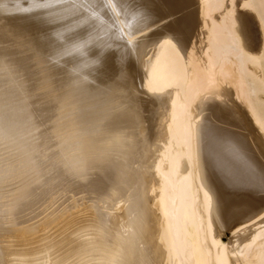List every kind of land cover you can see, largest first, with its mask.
<instances>
[{
    "label": "bare ground",
    "instance_id": "bare-ground-1",
    "mask_svg": "<svg viewBox=\"0 0 264 264\" xmlns=\"http://www.w3.org/2000/svg\"><path fill=\"white\" fill-rule=\"evenodd\" d=\"M0 264H264V0H0Z\"/></svg>",
    "mask_w": 264,
    "mask_h": 264
},
{
    "label": "rangeland",
    "instance_id": "rangeland-1",
    "mask_svg": "<svg viewBox=\"0 0 264 264\" xmlns=\"http://www.w3.org/2000/svg\"><path fill=\"white\" fill-rule=\"evenodd\" d=\"M163 23V22H162ZM161 24V23H160ZM158 26V25H157ZM150 29V28H149ZM153 29V28H152ZM216 230L218 231L219 233V236L220 237H223L222 239L226 241V239L228 237H230V233L229 231L227 230V228H223V230L221 229V227H216Z\"/></svg>",
    "mask_w": 264,
    "mask_h": 264
}]
</instances>
